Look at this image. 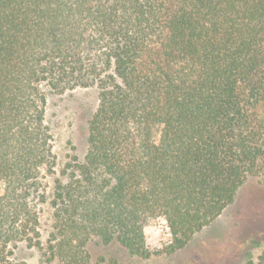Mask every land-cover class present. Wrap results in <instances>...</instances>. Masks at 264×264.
<instances>
[{"label":"trees","instance_id":"trees-1","mask_svg":"<svg viewBox=\"0 0 264 264\" xmlns=\"http://www.w3.org/2000/svg\"><path fill=\"white\" fill-rule=\"evenodd\" d=\"M73 89L98 105L49 198L47 92ZM248 183L264 187V0H0V264H26L19 244L48 264H118L92 245L147 260L158 219L171 256Z\"/></svg>","mask_w":264,"mask_h":264},{"label":"rangeland","instance_id":"rangeland-1","mask_svg":"<svg viewBox=\"0 0 264 264\" xmlns=\"http://www.w3.org/2000/svg\"><path fill=\"white\" fill-rule=\"evenodd\" d=\"M152 58L145 60L151 63ZM98 105L95 89H73L47 92L45 121L52 137L55 157L54 174L46 177L47 195L50 198L53 185L58 180L68 155L80 160L87 148V123ZM53 223L48 204L39 209V232L42 244L48 239ZM146 246L152 253L147 260L129 256L123 249L111 246L103 250L92 245L94 258L106 251L118 264H244L248 255L255 260L264 250V187L246 184L238 192L234 203L217 221L199 233L183 250L167 256L162 247L169 241L165 221L158 219L144 227ZM17 259L26 264H48L41 252L19 244Z\"/></svg>","mask_w":264,"mask_h":264}]
</instances>
